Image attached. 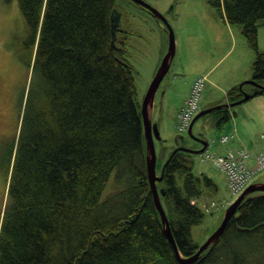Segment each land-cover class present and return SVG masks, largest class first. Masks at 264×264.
<instances>
[{
  "label": "trees",
  "instance_id": "16d2710c",
  "mask_svg": "<svg viewBox=\"0 0 264 264\" xmlns=\"http://www.w3.org/2000/svg\"><path fill=\"white\" fill-rule=\"evenodd\" d=\"M115 1L16 0L25 32L19 55L30 76L6 165L0 264H184L178 254L188 257L198 247L191 227L204 211L192 201L202 184L209 191L216 184L193 172L191 152L177 150L165 164L156 185L175 251L149 186L133 66L112 25ZM208 3L240 27L254 52L249 79L264 85L257 46L264 0ZM244 91L264 92L234 84L227 102ZM212 112L215 124L230 118L228 107ZM112 174L119 188L102 198ZM190 264H264V191L248 193L220 237Z\"/></svg>",
  "mask_w": 264,
  "mask_h": 264
},
{
  "label": "rangeland",
  "instance_id": "374dc122",
  "mask_svg": "<svg viewBox=\"0 0 264 264\" xmlns=\"http://www.w3.org/2000/svg\"><path fill=\"white\" fill-rule=\"evenodd\" d=\"M144 1L166 18L174 33L175 44L174 56L155 92L152 107V120L159 133V138H154L155 172L159 174L167 155L177 146L176 138L179 145L200 146L187 131L179 133L176 130L172 114L187 86L197 76H207L198 109L227 104L226 91L232 85L222 90L223 81L233 76L235 70L251 75L254 52L241 34L240 27L228 24L208 0ZM115 3L119 13L116 40L124 47L125 57L133 66L136 98L141 103L153 77L148 81V76L153 69H157L167 50L168 30L161 19L132 0H116ZM24 36L23 20L16 0H0V212L6 200V165L16 137L19 100L30 76L19 55L23 53ZM257 46L264 51V24L261 21L257 26ZM246 79L249 77L236 84ZM228 109L230 118L219 125L215 124L217 113L212 111L200 116L193 124L192 133L201 134L208 140V151L216 150V143L222 134L238 136L246 146L253 141L264 143V138H261L264 135V92ZM200 154H193L192 170L210 177L217 189L209 191L202 184L201 196L193 201L204 211L202 219L191 227L192 241L198 245L216 228L227 203L235 198L224 185L220 172L209 162L201 160ZM262 179L264 170L255 176V181ZM118 188L111 179L102 192V198ZM212 201L214 206L206 211L205 206H210Z\"/></svg>",
  "mask_w": 264,
  "mask_h": 264
},
{
  "label": "water",
  "instance_id": "95a60500",
  "mask_svg": "<svg viewBox=\"0 0 264 264\" xmlns=\"http://www.w3.org/2000/svg\"><path fill=\"white\" fill-rule=\"evenodd\" d=\"M132 1L134 3L140 5L141 7L148 9L151 13H153L155 16H157L159 19H161L165 23L167 30H168L167 50H166L165 54L163 55L160 63L158 64V67L155 70V73H154V75H153V77H152V79H151V81L147 87V90H146V92L142 98V101L140 103V113H141L143 130H144V137H145V145H146L145 165H146V173H147V177H148V181H149L150 190L153 194V198H154L156 208L159 212L161 222L164 226V233H165L167 239L169 240V242L171 243L173 249L178 252L177 247H176L175 242H174V239L172 237V233H171V230H170V227L168 224V219H167L165 210H164L162 203L160 201V198H159L160 190L158 189V187L156 185V181H160L162 179L165 164L171 158V156L174 154V152H176L177 150H184V151H188V152H191L194 154V153H201L207 148L208 140L206 138L201 137L200 135H194L192 133L193 124L200 116H202L208 112H211L215 109L221 108L222 106L227 108L229 106H233L235 104H239L241 102H244V101L250 99L251 97H253L254 95H256V92L252 93V92L244 91L243 96L236 101L227 102V104L225 103L223 105H221V104L211 105L207 108L200 109L195 114V116L192 118L190 125L188 127V130H187L190 137H192L193 139H195L196 141H198L200 143V147H198V148L187 147L183 144H181V145L178 144L170 152V154L168 155V157L164 161L160 173L156 174V172H155L156 152H155V147H154V138L155 137L159 138V133H158V129H157L156 124L153 123V120H152V107H153V100H154L155 92L157 91L158 86H159L162 78L164 77V75L168 71V68L170 66V62H171V60L174 56V53H175L174 33L172 31V28L168 24L166 18L157 9L150 6L144 0H132ZM117 22H118V17L116 16L115 18L112 19V25L117 26ZM244 83H249V84H252L255 86H259V88L264 90V85L257 84L254 81H252L251 79H246V80L240 82L239 87L242 88ZM182 139H183V137H182ZM175 141H177V140L175 139ZM257 190L264 191V182L263 181H256V182L250 183L238 195V197L233 202L229 203L228 206H226L219 224L212 231V233L206 238V240L202 244L198 245L196 251L188 257H182V256H180V254H178L179 261L181 263H184V264H190V263L195 262L199 258L201 252H203L206 248H208L211 244H213L220 237L221 233L223 232V230L225 228L226 223L228 222L231 215L234 213L236 206L239 204V202L248 193L253 192V191H257Z\"/></svg>",
  "mask_w": 264,
  "mask_h": 264
},
{
  "label": "built area",
  "instance_id": "2783aa9c",
  "mask_svg": "<svg viewBox=\"0 0 264 264\" xmlns=\"http://www.w3.org/2000/svg\"><path fill=\"white\" fill-rule=\"evenodd\" d=\"M206 81L205 76H197L194 79L189 97L176 113L175 127L178 132L188 129L191 119L198 110ZM227 139V136L221 137L222 142ZM249 155L250 152L245 147L239 146L227 148L224 153L219 154L205 150L201 160L209 162L216 170L226 175L227 186L233 197H237L255 179V176L264 170V149L253 154L252 164L246 160ZM214 204L212 201L210 206H205V210L209 211Z\"/></svg>",
  "mask_w": 264,
  "mask_h": 264
},
{
  "label": "crops",
  "instance_id": "0c3cea01",
  "mask_svg": "<svg viewBox=\"0 0 264 264\" xmlns=\"http://www.w3.org/2000/svg\"><path fill=\"white\" fill-rule=\"evenodd\" d=\"M213 67H214V65L210 69H212ZM154 73H155V69H153V72L151 73V75L148 76V81L154 75ZM247 77H250V75L249 74H245L243 72H239V70H235V74L233 76L226 77V80L223 81V85H221V89L224 90L229 85H234L238 81H240L241 79L247 78ZM227 78H229V79H227ZM190 85H191V83H190ZM190 85L187 86V89L185 90V93L179 98V100L177 101V103L175 104V106L173 108L172 114L174 116V120H176V113H177V111L179 110V108L185 102V99H186V97L188 95V92H189V89H190ZM223 135H225V134L220 135V137L223 136ZM262 135H261V138H264V137H262ZM220 137L218 138L219 140L216 143V150L214 151L215 153H217V154L218 153H223L229 147H239V146H242V147H245L250 152L249 157L246 159L249 164H252L253 163V154L256 153L257 151H259L260 149H264V143L263 142L253 141V142H250L249 146H246L244 143H242L240 141V139L238 138V136L235 137L234 135L231 134L229 136L228 140L225 141V142H221L220 141ZM175 143L177 144L176 141H175ZM220 174H221V176L223 178L224 185L227 186L226 175L223 174V173H221V172H220ZM262 180L264 181V179H262ZM258 181H260V180H258Z\"/></svg>",
  "mask_w": 264,
  "mask_h": 264
},
{
  "label": "bare ground",
  "instance_id": "6f19581e",
  "mask_svg": "<svg viewBox=\"0 0 264 264\" xmlns=\"http://www.w3.org/2000/svg\"><path fill=\"white\" fill-rule=\"evenodd\" d=\"M112 175H113V177H111ZM112 175L110 176L108 182H109L111 179H112V180L114 179V174H112ZM115 185H118L117 182H115ZM157 211H158V210H157Z\"/></svg>",
  "mask_w": 264,
  "mask_h": 264
}]
</instances>
